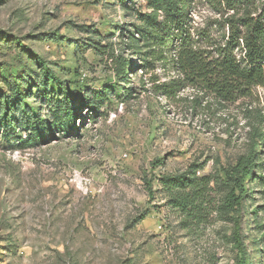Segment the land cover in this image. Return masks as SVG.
Returning <instances> with one entry per match:
<instances>
[{"label": "rangeland", "instance_id": "1", "mask_svg": "<svg viewBox=\"0 0 264 264\" xmlns=\"http://www.w3.org/2000/svg\"><path fill=\"white\" fill-rule=\"evenodd\" d=\"M244 3L264 13V0ZM138 11L147 0H0V264H237L236 219L246 264H264V181L230 217L217 211L219 185L201 225L183 222L161 183L247 154L248 111L264 108V88L226 100L181 80L167 53L144 61L121 35ZM246 12L195 0L193 46L214 54ZM175 82L171 95L157 87ZM66 112L72 133L57 125ZM32 123L53 126L51 139L25 143Z\"/></svg>", "mask_w": 264, "mask_h": 264}, {"label": "trees", "instance_id": "2", "mask_svg": "<svg viewBox=\"0 0 264 264\" xmlns=\"http://www.w3.org/2000/svg\"><path fill=\"white\" fill-rule=\"evenodd\" d=\"M194 1L147 0L149 11H138L137 21L131 23V28L121 31L122 37L126 38V48L143 54L147 62L150 56L153 59H166L165 54H169L176 69L183 75L181 80L201 83L226 100L246 96L256 86L264 88V13L253 16L249 5L244 3L246 0H226L232 10L239 7L247 10L239 18L242 28L237 22H232V31L225 43L218 46L214 54L205 53L196 49L191 40L189 18ZM124 3L126 8H130ZM237 49L241 52L240 56L236 54ZM126 64L122 63L120 74H125ZM179 83L157 87L166 95H171ZM78 101L83 102V98ZM64 104L67 105V102ZM248 113L252 147L234 164L199 175L204 165L192 163L182 173L162 176L167 205L184 215L185 224L201 225L209 218L213 210L211 193L219 185L224 184L227 191L220 197L217 211L224 217H230L241 212L244 200L251 196L253 187L250 184L256 179L264 181V160L260 159L257 149L258 145H264V108L249 110ZM57 125L63 132L75 131L74 113L66 112ZM31 128L34 133L25 140L27 144L45 143L52 137L53 126H44L39 130L32 123ZM252 213L253 218L257 219L258 207ZM231 241L241 255L237 264H246L243 256L246 248L237 219Z\"/></svg>", "mask_w": 264, "mask_h": 264}]
</instances>
